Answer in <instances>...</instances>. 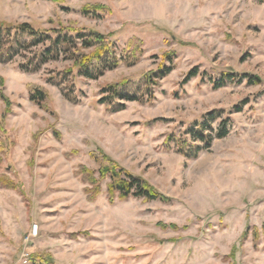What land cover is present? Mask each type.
Returning a JSON list of instances; mask_svg holds the SVG:
<instances>
[{
	"label": "rangeland",
	"instance_id": "obj_1",
	"mask_svg": "<svg viewBox=\"0 0 264 264\" xmlns=\"http://www.w3.org/2000/svg\"><path fill=\"white\" fill-rule=\"evenodd\" d=\"M0 22L86 29L124 59L97 80L63 53L25 70L41 46L0 62V264H264V0H0ZM227 75L255 84L215 89ZM123 81L154 99L100 103ZM214 111L226 138L193 158L169 145ZM113 166L165 200L111 196L107 180L91 196L82 169Z\"/></svg>",
	"mask_w": 264,
	"mask_h": 264
},
{
	"label": "trees",
	"instance_id": "obj_2",
	"mask_svg": "<svg viewBox=\"0 0 264 264\" xmlns=\"http://www.w3.org/2000/svg\"><path fill=\"white\" fill-rule=\"evenodd\" d=\"M97 11H84L85 15L94 18L99 17ZM54 33V35H53ZM42 47L33 59L28 61L24 67L27 71H35L47 63L51 58H58L62 53L68 56L72 67L67 69L69 74L76 73V76L87 80H97L108 69H113L122 63L121 58L112 54L111 47L107 39L99 34L87 32L86 29L72 30L68 28L54 29L47 31L37 29L29 23L8 24L0 22V62L12 61L21 50H31L32 48ZM170 65L162 67L159 71L145 78V86L158 88L160 82L174 71V61L170 59ZM33 66L34 69H30ZM200 76L197 69L193 70L186 77L184 84ZM248 76L239 78L237 75L223 76L214 83L215 89L224 87L229 81L238 82ZM251 84H255L253 78H249ZM129 82L123 81L119 84L109 85L101 90L103 95L100 103L113 107L115 110L120 107L121 101L132 102H151L154 99V92L130 94L127 91ZM47 99L46 92L41 88H35L30 94V101L36 105H42ZM117 107V108H116ZM221 112H211L202 121L195 122L186 131V138L177 139L174 135L169 137V145L176 144L179 152L186 158H193L206 149H209L214 139H223L230 134L231 118L227 117L220 123L218 129L213 126L221 120ZM191 141V142H190ZM198 144V145H197ZM97 174L98 177L96 176ZM82 181L88 184L91 189L87 192L98 194L100 183L107 180V190L111 196L118 195L122 199L141 198L145 201H164L163 195L156 192L146 181L135 176L125 169L118 166L106 167L97 171L82 169L80 173Z\"/></svg>",
	"mask_w": 264,
	"mask_h": 264
},
{
	"label": "built area",
	"instance_id": "obj_3",
	"mask_svg": "<svg viewBox=\"0 0 264 264\" xmlns=\"http://www.w3.org/2000/svg\"><path fill=\"white\" fill-rule=\"evenodd\" d=\"M38 231H39V227H38V226H34V228H33V233H34V234H37Z\"/></svg>",
	"mask_w": 264,
	"mask_h": 264
}]
</instances>
